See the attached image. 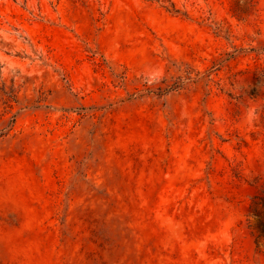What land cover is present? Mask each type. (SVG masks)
I'll return each mask as SVG.
<instances>
[{
	"label": "rangeland",
	"instance_id": "rangeland-1",
	"mask_svg": "<svg viewBox=\"0 0 264 264\" xmlns=\"http://www.w3.org/2000/svg\"><path fill=\"white\" fill-rule=\"evenodd\" d=\"M264 0H0V264H264Z\"/></svg>",
	"mask_w": 264,
	"mask_h": 264
},
{
	"label": "trees",
	"instance_id": "trees-1",
	"mask_svg": "<svg viewBox=\"0 0 264 264\" xmlns=\"http://www.w3.org/2000/svg\"><path fill=\"white\" fill-rule=\"evenodd\" d=\"M249 212L255 221V241L264 246V190L252 199Z\"/></svg>",
	"mask_w": 264,
	"mask_h": 264
}]
</instances>
